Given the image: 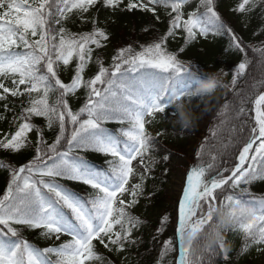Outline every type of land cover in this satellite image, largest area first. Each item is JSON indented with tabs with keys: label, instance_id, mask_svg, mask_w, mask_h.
Here are the masks:
<instances>
[{
	"label": "snow or ice",
	"instance_id": "1",
	"mask_svg": "<svg viewBox=\"0 0 264 264\" xmlns=\"http://www.w3.org/2000/svg\"><path fill=\"white\" fill-rule=\"evenodd\" d=\"M123 2L0 0V101H7L9 95L27 97V106L21 102L22 122L13 134L0 139V149L18 152L30 143L28 133H38L36 154L28 163L16 168L0 161V167L9 169L11 177L0 196V264H90L101 259L94 242L117 253L126 244L136 243L133 230L146 221L130 209L139 203L147 174L156 164L150 156L154 138L146 131L145 118H155L159 113L177 122L176 101L199 98L191 95L192 90L206 78L203 72L193 70L163 47L176 29L182 28L186 33V45L198 35H229L230 47L244 53L243 61L235 67L233 86L249 68L243 42L216 10V0H200L196 11L186 19L183 10L189 0H129V11L139 8L155 13L156 6L170 8L167 35L160 42L142 45L140 51L131 45L120 48L109 67L97 59L98 72L85 79L93 46L102 48L108 34L95 20L93 30L85 33H70L63 26H54L61 25L74 10L86 13L97 3L115 10ZM256 2L242 0L237 10L245 11L250 3L255 7ZM253 50L260 54L264 65V47ZM74 60V75L70 83H65L60 79V66L67 68ZM5 80L12 87H7ZM79 89L86 91L85 102L73 111L68 98ZM53 91L58 96L50 103ZM236 95L238 104L226 103L221 113L234 108L235 119L240 120L238 127L231 130L234 139L222 145L223 154H228L229 148L235 149V160L227 167H217L215 163L190 166L178 201L174 236L161 242L157 264H164L172 252H178L176 264H204L205 254L211 258L222 255L225 264H229V248L223 235L228 230L243 234L242 252L251 245L264 246V195L250 190L254 182L264 180V91L252 101V123L246 118L251 111L246 108L251 97ZM4 108L9 110L7 103ZM34 117L45 118L48 129L54 123L58 126L52 143L44 138L43 128L32 122ZM13 119L15 122L16 117ZM109 122L121 127L109 128ZM126 124L128 127H124ZM204 148L202 144L198 159ZM81 152L97 153L106 159L97 164ZM169 155L161 159L167 161ZM145 156H149L147 165ZM211 159L215 162L217 157ZM134 161L145 171L136 173ZM134 174L140 182L129 187ZM61 181L84 185L90 192L74 191ZM125 195L130 199L125 200ZM221 208L228 210V222L220 219ZM168 220L167 215L161 218L158 233H163ZM21 228L40 229L46 239H70L58 246L39 248L22 237ZM211 235L217 237L214 245L205 243ZM174 241H178V248ZM211 258L208 264H213Z\"/></svg>",
	"mask_w": 264,
	"mask_h": 264
},
{
	"label": "trees",
	"instance_id": "2",
	"mask_svg": "<svg viewBox=\"0 0 264 264\" xmlns=\"http://www.w3.org/2000/svg\"><path fill=\"white\" fill-rule=\"evenodd\" d=\"M128 2L129 0H124L120 8L115 10L103 6L101 3H97L86 13L74 10L71 14H68V19L62 21L61 25L54 26L55 28L63 26L70 33H85L93 30V20H95L96 25L108 34L107 41H102L104 45L102 48L93 46L92 62L85 71V79L91 78L98 72L97 59L103 62L104 67H109L112 64V57L116 55L120 48L131 45L135 51H140L142 45L147 46L154 42H160L161 37L167 35L172 18L168 15L171 12L170 8L165 9L158 6L155 13L139 8L129 11L126 9ZM133 2L140 1L133 0ZM199 3L200 0H193L189 8H184L185 19L189 13L196 11ZM240 3H242V0H216V10L227 25L240 37L247 58L250 61L246 73L237 78L234 86L232 80L236 75L235 67L243 61L244 53L230 47L229 35H214L212 33L207 37L198 35L196 40L186 45V33L181 28L176 29L175 35L169 37L163 45L169 53L177 54L178 58L193 70H199L206 76L208 73L220 71L223 76L221 89L217 88L213 97L184 100L198 117L192 133L176 130V122H172L167 118L159 119L155 117L151 119L150 129L157 130V133L153 135V141H157L167 153L175 151L188 158L190 162L188 171L190 166L196 163H203L205 166L209 163H215L217 167H227L233 164L235 149L229 148L227 149L228 154H223L225 149L222 145L227 144L230 139H234L231 130L238 127L240 120L235 119L234 108H229L221 114L223 106L228 102L238 104L239 97L236 94H239L240 97H251L246 105V108L251 109L252 100L264 90V84L261 83L264 81V65L260 63V54L253 50L254 48L264 47V11H262L264 10V0H257L255 7L250 3L243 12L237 10ZM203 10V8H200V11ZM174 15L173 13L172 16ZM182 47L184 51L180 52L179 49ZM75 63L74 60L67 68L60 66V79L65 83L71 82ZM4 83L7 87H12L9 80H5ZM223 84H226L227 87H224ZM223 92L225 97L221 99ZM57 96L58 92L53 91L50 93L49 102L54 103ZM85 98L86 91L79 89L75 96L68 98V103L72 110L76 111L83 106ZM22 101L24 106H27V97H12L9 95L7 101H0V139L6 134H13L17 130L18 124L22 122L19 119ZM215 101L220 102L215 112L213 125L208 130L203 131L200 128L202 115L209 114L210 104L214 103L215 105ZM5 103L8 105V111H5ZM14 117H16L15 122ZM246 118L249 123H252V109ZM32 122L43 128L44 138L49 144L52 143L58 134V126L54 123L53 128L48 129L46 120L43 117H34ZM213 132L215 135H213ZM227 135H229V138L222 144V140ZM37 136L38 133L35 130L28 133L30 143L18 152L0 149V161L16 168L28 163L36 154ZM202 144L205 145L204 152L202 157L198 159L197 154ZM195 147L196 151H193ZM80 154L97 164H103L106 159L100 155L97 157L92 152H81ZM150 156L156 159L155 167H152L150 173L147 174L144 194L139 198V203L130 209L132 214L146 221L139 228L133 230L132 239L136 243L126 244L125 249L117 253L115 249L109 251L108 248L94 242L96 244L95 250L98 256L101 257V259L96 260L98 262L95 264H157L161 242L173 238L178 204L175 201L171 204L170 198L165 192L169 182L166 167L169 165L170 157L167 161H164L161 157L165 155H156L152 151H150ZM212 156L217 157L215 162L212 161ZM145 157L148 163L149 156ZM165 169L167 170L166 173ZM162 173L165 174L162 175ZM10 178V170L0 167V196L6 190ZM61 182L82 194L90 192V189L84 185L71 181ZM241 187H244V185H241ZM250 190L256 195H264V180L254 182L250 186ZM146 195L150 196L149 199L145 198ZM165 215L169 217V220L163 233L160 234L158 229L161 227V218ZM117 230L119 229L117 228ZM40 233L35 232L33 229L21 228L22 237L30 243H38ZM223 235L229 248V264H264L260 262L261 253L264 251L258 250L264 248V246L251 245L246 252H242L241 249L244 244L242 233L228 230ZM174 244L177 246L176 241H174ZM176 253H170L165 258L164 264H174ZM210 258L209 254H205L204 264H208ZM211 259L213 264H225L222 255Z\"/></svg>",
	"mask_w": 264,
	"mask_h": 264
},
{
	"label": "rangeland",
	"instance_id": "3",
	"mask_svg": "<svg viewBox=\"0 0 264 264\" xmlns=\"http://www.w3.org/2000/svg\"><path fill=\"white\" fill-rule=\"evenodd\" d=\"M144 1L147 2V0H144ZM191 1L192 0H189V3L185 5V8L190 7ZM217 107H218V102H217V105H214V103H211L210 107H209V114L202 115V118L200 121V128L203 131L208 130L209 127L213 125L214 116L216 114L215 111H216ZM156 116L161 118V117H164V114L158 113V114H156ZM149 119H150V117H146L145 118L146 122H148ZM176 127L180 131H182L177 122H176ZM185 132L192 133V130L185 131ZM228 138H229V135H227L222 140V144L225 143ZM153 149H154V152H157V153L163 152L162 147H160V145H158L156 143H153ZM193 151H196V147ZM168 154H170V157H171L170 176H169L170 180L167 184V188H166L165 192L167 193V196L170 198L169 200H170L171 204H173L175 201V198L180 199L182 197L183 188L185 187V184H186V168L188 167L190 162H189L188 158L180 155L177 152H169ZM138 160H139V158H138ZM144 161H145V159H144ZM145 165H147V164L145 163ZM133 166L136 168V173H141V172L145 171L144 166H138L137 165V161L133 162ZM137 180H138V175L134 174L133 178L130 180L129 187L134 185L137 182ZM125 197H126V195L124 196V199H125ZM42 238H43V240H42L43 248L50 247V246H58L59 244L63 243L64 241L70 239V237H68V236H62L60 240H55L54 237L46 239L42 236ZM260 262L264 263V252L261 254Z\"/></svg>",
	"mask_w": 264,
	"mask_h": 264
},
{
	"label": "clouds",
	"instance_id": "4",
	"mask_svg": "<svg viewBox=\"0 0 264 264\" xmlns=\"http://www.w3.org/2000/svg\"><path fill=\"white\" fill-rule=\"evenodd\" d=\"M223 82V76L220 71L208 73L206 78L202 79L197 86L192 90L191 95L193 97H213L217 91L218 86H221ZM227 87L226 84H223ZM177 110V123L182 131H189L195 128L198 117L190 109L188 104L184 100L176 101ZM218 215L221 220L228 222L230 217L227 209H218ZM217 242V237L211 235L205 241L209 245H214ZM195 250V249H194Z\"/></svg>",
	"mask_w": 264,
	"mask_h": 264
}]
</instances>
